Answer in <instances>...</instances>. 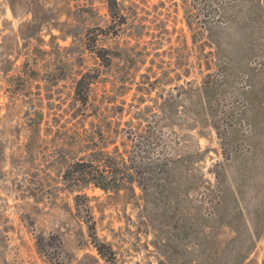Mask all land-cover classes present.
Masks as SVG:
<instances>
[{
    "label": "rangeland",
    "instance_id": "1",
    "mask_svg": "<svg viewBox=\"0 0 264 264\" xmlns=\"http://www.w3.org/2000/svg\"><path fill=\"white\" fill-rule=\"evenodd\" d=\"M120 1L137 22L153 27L166 19L169 29L175 25L178 31L168 36L171 41L161 40L155 31L150 43L148 34L133 38L130 19L119 35L101 34L98 44L142 51L147 40L146 66L154 57L171 77L182 74L179 82L192 80L195 87L208 73L221 76L218 65L232 68L220 77L216 89L220 88L214 92L218 107L234 108L239 151L232 159L225 160L214 127L193 125L191 116L170 131L173 162L168 182L173 204L164 213L184 226L183 232L171 231L174 245L182 246L179 256L194 264H264V0ZM184 7L201 18L219 17L213 29L215 44L203 47L204 41L210 42L207 32L193 44ZM34 13L46 23L30 39L27 22ZM108 24L106 0H0V264H52L38 248L43 236L50 242L49 251L56 249L53 255L59 264H80L84 257L85 264H95L98 253L83 234L87 227L77 219L74 194L62 180L66 166L60 147L74 132L70 118L78 73L100 68L84 37L88 30L102 33ZM185 35L188 50L183 46ZM189 66L191 75L186 77ZM100 72L94 96L119 93L118 103L124 98L133 101L140 75L123 95L125 90L118 88L123 62L116 59L111 70ZM86 192L98 234L113 246L118 264H177L155 246L161 231L143 216L142 197L92 187ZM176 220L172 224L179 225Z\"/></svg>",
    "mask_w": 264,
    "mask_h": 264
},
{
    "label": "trees",
    "instance_id": "2",
    "mask_svg": "<svg viewBox=\"0 0 264 264\" xmlns=\"http://www.w3.org/2000/svg\"><path fill=\"white\" fill-rule=\"evenodd\" d=\"M106 2L108 26L101 29L102 33L88 30L84 37L86 49L96 57L100 68L81 70L75 79L73 111L70 118L74 122V132L70 137L63 139L65 141L69 138L60 147L64 160L62 163L66 166L62 180L66 189L74 194L77 219L87 227L86 233L83 234L98 253V257H93L95 264H99L101 260L104 264H118V258L113 246L102 240L98 234L92 199L86 192L89 187L116 195L125 191L132 197H142L143 216L161 231L160 240L154 241L155 246L162 251L170 263L183 264L186 260L179 256L183 254L182 246L180 243L178 246L174 245L175 237L171 236V231L183 232L184 226H181L180 220H176L174 215L164 213V210L173 204L168 182L173 162L170 131L176 126L189 122L190 119L187 118L191 116L189 118H192L193 125L208 124L214 127L221 139L225 160L232 159L239 151L232 122L235 116L234 108L229 107L228 104L218 107L219 102L214 94L220 77H225L232 68L226 63L218 65L221 76L212 77V73H208L203 82L195 87V82L192 80L180 83L182 74L171 77L169 69L157 63L154 57L149 59L150 65L146 66L150 56L147 40L144 41L145 47L142 51L136 49V46L117 51L98 44L102 35L108 37L119 35V30L123 29L130 19L133 20L131 33L133 38L140 39L148 34L150 43L155 40V31L160 33L161 40L169 39V41L171 37L168 36L178 31L175 25L170 30L166 19L149 27L131 17L120 0H106ZM160 3L165 2L161 0ZM192 5L196 6L197 3ZM184 10L186 23L192 32L193 44L198 43V35L204 38L206 32L210 42L204 41L203 47L206 44L211 46L215 44L217 35L213 29L220 20L219 17L214 15L201 18L199 13H191V7H184ZM156 20L154 21L157 22ZM45 23L46 21H38L34 13V18L27 22L31 29L26 35L33 39ZM54 26L62 30L57 27L58 25ZM71 34L74 36L73 33ZM157 42L160 44V41ZM183 46L186 50L191 49L186 35ZM170 57L176 58L175 63H178L176 55ZM116 59L123 62L125 69L118 78L121 81L118 88L125 90L121 91L123 92L121 94L124 95L126 91L132 89L135 76L140 75L132 102H127L124 98L118 103V97L122 96L119 93L101 99L92 94L94 86L101 78V68L111 70ZM144 66L146 71L141 72ZM211 68L212 65H208V69ZM190 75L189 66L186 67L184 76ZM169 85L171 87L167 88ZM153 92H156L155 96L152 95ZM127 115H130L129 119L124 120ZM223 120L226 123H222ZM41 122L42 120L39 121V126ZM173 220L179 225L172 224ZM45 240L46 237L43 236L38 241L40 252L48 256L52 264H59L58 259L53 255L56 249L51 253L48 249L51 248L50 242ZM60 247L61 245L58 246ZM177 258L183 260L179 262L181 259ZM86 259L87 257L81 259L80 264H85ZM186 264L194 263L189 260Z\"/></svg>",
    "mask_w": 264,
    "mask_h": 264
}]
</instances>
